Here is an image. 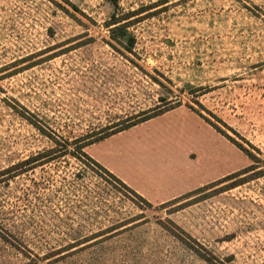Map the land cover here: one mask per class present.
<instances>
[{"label": "rangeland", "instance_id": "obj_1", "mask_svg": "<svg viewBox=\"0 0 264 264\" xmlns=\"http://www.w3.org/2000/svg\"><path fill=\"white\" fill-rule=\"evenodd\" d=\"M178 107L242 167L153 204L77 150ZM0 264H264V0H0Z\"/></svg>", "mask_w": 264, "mask_h": 264}, {"label": "crops", "instance_id": "obj_2", "mask_svg": "<svg viewBox=\"0 0 264 264\" xmlns=\"http://www.w3.org/2000/svg\"><path fill=\"white\" fill-rule=\"evenodd\" d=\"M87 151L153 204L179 198L242 167L235 165L234 146L183 107L91 144Z\"/></svg>", "mask_w": 264, "mask_h": 264}, {"label": "trees", "instance_id": "obj_3", "mask_svg": "<svg viewBox=\"0 0 264 264\" xmlns=\"http://www.w3.org/2000/svg\"><path fill=\"white\" fill-rule=\"evenodd\" d=\"M152 117H154V116H149V117H147V118H145L144 120H141V122L142 121H146V120H148V119H150V118H152ZM137 124V122H135V123H132V124H130L129 126H126V127H124V128H121V129H119V130H113V131H108L107 129H105V130H103V131H100V132H96V133H94V134H89V135H87L86 137H83L82 139H80L78 142H82V141H85V142H82V143H80L79 145H77V150H80V151H82L83 152V149L84 148H86V147H88L89 145H91V144H93V143H95V142H97V141H99V140H102V139H104V138H106V137H108V136H110V135H112V134H115V133H117V132H119V131H122V130H125V129H127V128H129V127H131V126H133V125H136ZM94 137V138H93ZM230 137V136H229ZM247 151V150H246ZM54 151H49V152H42V153H39V154H37L36 156H34L33 158H32V160H30V161H37V160H39V159H41L42 157H44L45 155H48V154H50V153H53ZM69 151L67 150V148H65V150L63 151V154H67ZM69 153H71V152H69ZM83 153H85L86 155H88L87 154V152H83ZM247 153H248V155L249 156H253V154L252 153H250V152H248L247 151ZM89 156V155H88ZM29 161V162H30Z\"/></svg>", "mask_w": 264, "mask_h": 264}]
</instances>
